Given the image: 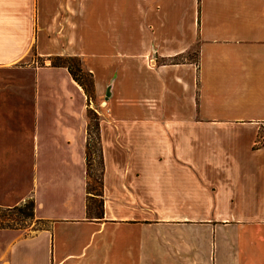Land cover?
<instances>
[{
  "label": "crops",
  "instance_id": "obj_1",
  "mask_svg": "<svg viewBox=\"0 0 264 264\" xmlns=\"http://www.w3.org/2000/svg\"><path fill=\"white\" fill-rule=\"evenodd\" d=\"M28 188L0 264H264V0H0V207Z\"/></svg>",
  "mask_w": 264,
  "mask_h": 264
},
{
  "label": "trees",
  "instance_id": "obj_2",
  "mask_svg": "<svg viewBox=\"0 0 264 264\" xmlns=\"http://www.w3.org/2000/svg\"><path fill=\"white\" fill-rule=\"evenodd\" d=\"M54 66H64L67 68L72 79L83 89L87 101L94 99V87L92 77L89 73L82 71L80 61L75 57L68 58H56L52 63ZM92 113V119H95L94 113L91 110H87V115ZM90 120L88 127V141L86 143V178H93L88 172V159L90 158V146L94 142L98 146V123L95 119L94 124ZM99 159H100V183L99 191L92 182L87 180L86 184V215L88 218L100 219L103 212L102 201V157L101 151L98 147ZM91 181V180H90ZM33 201H29L21 206L13 207H0V229H19L24 228L23 224L34 219L33 215Z\"/></svg>",
  "mask_w": 264,
  "mask_h": 264
},
{
  "label": "rangeland",
  "instance_id": "obj_3",
  "mask_svg": "<svg viewBox=\"0 0 264 264\" xmlns=\"http://www.w3.org/2000/svg\"><path fill=\"white\" fill-rule=\"evenodd\" d=\"M88 117L91 118V122H92V124H94L95 119H92V113L89 114ZM91 145L92 146H90V158L88 159V172H89V175H91L93 178H87V180H89V182H92L94 184V186L96 187V190L99 191L100 159H99V153H98V146H97L96 142H94ZM19 169H21L22 174H25L24 177L30 178L31 168L29 165L27 167L19 168ZM29 201H32V199H31V190L28 188V190L26 192L25 199L15 206H21V205H23ZM23 226H25V228L21 229V231L28 232L32 228H35L37 225L35 223V220L33 219V220H30L27 223L23 224Z\"/></svg>",
  "mask_w": 264,
  "mask_h": 264
}]
</instances>
